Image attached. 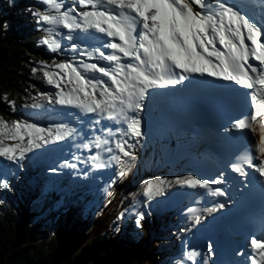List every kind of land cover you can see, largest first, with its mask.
Here are the masks:
<instances>
[{"label":"snow or ice","instance_id":"snow-or-ice-1","mask_svg":"<svg viewBox=\"0 0 264 264\" xmlns=\"http://www.w3.org/2000/svg\"><path fill=\"white\" fill-rule=\"evenodd\" d=\"M38 3L40 8L29 11L44 33L39 43L56 53L62 48L61 40H66L73 59L40 62L44 82L55 91L38 92L26 107L52 113L60 106L62 111L57 114L62 119L75 115L79 127L71 122L40 127L27 120L9 122L0 117V158L8 162L0 164V190H11L9 178H19L16 170L23 168L30 153L48 152L51 146L62 151L71 142L76 149H94V154L84 158L72 152L71 160L60 158L59 165L48 171L60 174L67 169L65 175L94 179L95 171L114 166V178L104 189L106 196L112 197V184L129 175L137 161L136 149L144 146L142 113L148 101L158 99L159 90L191 86L216 90L225 105L236 101L238 115L215 132L221 141H245L244 150L224 164V169L235 175L220 170L214 178L188 174L173 180H147L139 193L145 198L144 207L166 197L173 187L192 190L201 198H225L211 207L188 208L191 227L179 231L191 232L197 225L206 226L207 217L216 220V214L228 207L232 197L226 184L232 191L259 184L264 194V0H71V6L66 0ZM221 81L224 83H216ZM207 103L213 100L209 98ZM8 104L14 110L15 102ZM233 132L246 135L237 137L231 135ZM78 164L88 170L79 169ZM127 211L117 219H125ZM131 211L135 227L142 229L151 212L137 211L135 205ZM261 225V235L252 234L248 239L247 251L234 252L248 264H264V212ZM216 250L211 242L204 253L194 248L183 250L175 264H217L212 259Z\"/></svg>","mask_w":264,"mask_h":264},{"label":"trees","instance_id":"trees-1","mask_svg":"<svg viewBox=\"0 0 264 264\" xmlns=\"http://www.w3.org/2000/svg\"><path fill=\"white\" fill-rule=\"evenodd\" d=\"M41 5L36 0H0V114H17L25 109V96L38 90L36 82H42L40 62L51 56L46 47L39 43L44 33L36 24L29 10ZM38 69L35 73L33 69ZM7 97V100L4 97ZM8 101H14V110ZM135 165L124 181L132 179ZM37 172V170H36ZM61 186V185H60ZM62 192L71 193L65 207L68 209L57 222L51 214L49 226H42L44 219L35 222L31 216L39 213L42 205H51L55 193L33 191L30 184L18 190L10 189L0 197V264H146L153 262L152 233L162 237L164 224L168 221L156 215V209L144 207V200H124L120 209L126 212L123 220L117 217L111 222L114 240L110 239L109 227L95 232L101 219L107 217L114 206L105 204L98 208L94 195H78L62 186ZM17 193V194H15ZM57 198V197H56ZM29 202V205H28ZM131 202V205H129ZM151 212L143 222L150 229L141 239L135 227L131 209ZM118 214V216L120 215ZM21 215L26 218L21 221ZM109 236V238H108ZM137 237V239H136ZM158 246L162 244L158 243Z\"/></svg>","mask_w":264,"mask_h":264},{"label":"rangeland","instance_id":"rangeland-1","mask_svg":"<svg viewBox=\"0 0 264 264\" xmlns=\"http://www.w3.org/2000/svg\"><path fill=\"white\" fill-rule=\"evenodd\" d=\"M38 1V0H36ZM66 3L71 6V0H66ZM41 7V6H40ZM38 7V8H40ZM62 48L61 50L57 51L56 53H51V56L48 58H45L43 61L47 62L48 64H52L53 60L59 62L61 60H70L73 59L71 50H70V43L66 40H61ZM85 45L81 44V47H84ZM46 47V46H45ZM47 49V48H46ZM78 58V57H77ZM36 85L38 87L37 91L29 92L28 95L25 96L26 104L25 109L17 114H6V116L0 117L4 118L6 121H12V120H27L30 123H36L40 127H47L49 124L52 123H58V122H71V126L76 127L77 124L75 123L76 117L68 116L61 118L60 115L57 113L61 112L60 106H55L56 112L49 113L45 110H34L29 107H26V105H31L33 103V97H36V94L38 92H49L52 93L55 91L54 88H52L50 85H48L44 80L42 82H36ZM46 104V102H44ZM46 107H52L47 106ZM83 118V117H82ZM148 135V133H147ZM151 145H148L145 149L142 147H138L136 149V152L138 153V164L136 165V168L133 172L132 179L128 181H119L115 184H112L110 191L113 192L112 197H107L105 194L104 189L107 187V185L110 183V181L114 178V166L108 168L107 170H99L92 173L94 176V179H83L81 176L76 175H65V173H68L69 170L64 169L60 174H52L48 171L49 167L52 166H58L61 162L60 158H67L71 160V152L73 151L71 142H69L68 147H64L61 151V148L58 146H51L48 152H45L43 150H38L36 155L29 154L30 159L26 160L24 162L23 168L16 170V175L19 178L10 177V186L11 184L13 187H17L20 191L21 188H23L26 184H30L32 190L34 191L35 188L41 189V191H46V193H55V195L52 198H48L46 202L51 201V205H42V207H39V213L36 215H32L31 218L35 222L37 219L42 217L44 219V222L40 224V227L42 226H49L51 220V214H54L56 218H54V222H57V219H59L64 213L68 211V209L65 207V203L67 202V198L71 193H65L62 192V186L66 187L67 190H75L76 194H85V195H94L97 197L98 202V208L105 204L107 200V204L110 205L113 203L114 200H117L115 202L116 206L113 207L111 213L105 217L104 219H101L97 226L95 227V232L98 230L104 229L105 227H109V236L111 240H114L115 234H113V230L110 227L111 222L118 217V214L120 213V209L125 204L124 200H127V197H130V200H135L136 197L139 200H144L145 198L140 195V190L145 184V181L147 180H155L157 177L161 178H167L168 180H173L177 176H185L188 174H194L198 177L200 176V161L202 158H204L207 153L204 149L202 151L195 150L192 151V155L186 159V161L183 163V170L182 171H176L174 173L170 172L173 170L171 168L168 169H160L156 162L159 163V161L162 159V155L166 153L168 150L167 147L165 150L160 148V145L155 141V139L151 136ZM76 154L86 158L88 155L94 154V149L92 150H82L76 149ZM82 150V151H81ZM156 161V162H155ZM8 162L3 161L2 158H0V164H7ZM155 164V165H153ZM15 168V166H12ZM79 169L88 170L85 165L78 164ZM164 168V167H161ZM37 170V172H36ZM131 175V173H129ZM128 175V176H129ZM204 177V175L200 176ZM61 185V186H60ZM8 190H0V197L4 195V192ZM188 193L189 195H192V190L188 189H182L179 187H173L168 190V195L166 197H158L154 201L151 202V208L161 207L163 210V213L167 216L170 215L179 205L181 204L182 200L176 199L175 195H183ZM17 194V193H15ZM57 197V198H56ZM57 201H60V204H57ZM110 201V202H109ZM131 205V202L130 204ZM164 207V208H163ZM200 209V208H199ZM186 214V216H185ZM184 214V218H181L180 215H173V223L172 227H167L162 231V237L158 238V236L154 233H152V236H149L147 239L148 241H153V246L156 248L153 250L152 255L154 256L153 262H150L149 264H175V259L179 257L184 250L185 246V237L184 235L187 232H180V228H188L191 227L190 221L187 219V211ZM165 216V218H168ZM26 218V215H21V221ZM140 233L138 234V239H141L145 234H148L150 229L148 227H143L142 229H139ZM184 234V235H183ZM108 236V238H109ZM136 237V239H137ZM159 244H162V246H158ZM187 250L188 247L186 248ZM197 251H200V249H196ZM207 252V246L203 248L202 253ZM217 255V250L212 254V259L215 261ZM241 260L245 261L244 257L241 256ZM146 261H142V264H146ZM233 262V260L231 261ZM240 263H244L240 261ZM190 264V262H188Z\"/></svg>","mask_w":264,"mask_h":264},{"label":"bare ground","instance_id":"bare-ground-1","mask_svg":"<svg viewBox=\"0 0 264 264\" xmlns=\"http://www.w3.org/2000/svg\"><path fill=\"white\" fill-rule=\"evenodd\" d=\"M171 96H173V94H171ZM160 98L161 97H159L158 99H155L153 101V104L155 106L154 110L156 112H158V113L163 112L165 114V116L168 118V113L166 112L168 110L166 109V107L164 106V104H163V102H162V100ZM159 100H160V102H158ZM158 104H159V106H158ZM142 115L145 117L144 131L146 133V135L144 137V142H143L144 146L142 148L145 149L148 145H151L150 139H151V136H152L155 139V141L160 145L161 149L165 150L166 147L168 149L166 151V153L162 155L163 157L159 161V163L155 161L157 163V165L159 166V168L161 170L162 169L165 170V169H168V168L173 169L170 172V174L174 173L175 170L176 171H178V170L182 171L183 170V163L190 156V154L192 155V153H191V149H190L189 150L190 153L189 154L185 153L184 154V158H179V157L177 158V153H175L174 150L175 149L177 150L179 148L180 144L176 145V141L179 140L180 138L188 141L187 137L191 134V131H189V130H181V132H179V131H174L173 132V131H166V130L165 131L164 130L163 131L162 130H158L157 128H155L153 126L152 122L150 121V115L149 114H145L143 112ZM160 115H161V117H163V119H165L164 116H162V114H160ZM170 116H173V115L170 114ZM190 119H193V118H190ZM193 121L196 122L197 120H193ZM147 133H148V135H147ZM178 134H181V136H179ZM89 138H90V136H89ZM237 141H235V142H237ZM76 142L80 143L81 141L77 140ZM66 147H68V146H66ZM72 149H73L72 152H75V153L77 152L74 147H72ZM78 152H80V149H79ZM208 163H209V161H207L206 164H208ZM153 165H155V164H153ZM161 167H164V168H161ZM202 175H204L205 178H207V175H206L205 172H203V170L200 171V176H202ZM257 185H255V186H257ZM70 192H71V190H70ZM78 195H81V193L79 192ZM182 196L183 195H180V194L179 195H175L176 199H178L179 201L182 200L181 203H183V202L187 203L188 201H186V200H188L189 198L185 199ZM184 199H185V201H183ZM194 199L195 198H193L192 201H194ZM197 201H198V199L195 200L196 208H199L200 205L198 204ZM162 212H163V210H162ZM182 214H184V210H181L179 214H176V216L180 215L182 217ZM171 220L173 222L172 218H171ZM245 235L246 234H243V236L240 235V234L239 235L234 234L233 237H230V238H228L226 240H224L222 237H214V238H212V243L217 248V256H216V259H215V261H217V264H230L231 258L234 261H237V262H240V261L244 262L242 264H248L247 261L241 260L240 256L234 255V252L236 251V248L238 249V251H241V250L247 251V241L250 238V236L247 235V237H246ZM236 236H237V238H236ZM184 237H185L184 250H187L186 249L187 247H188L189 250H193V248L196 250V248H197V249H200L199 252L202 253V246L205 244V241H204L205 239L203 238V236H201V238H200V237H196V236H193V235H191V236L184 235ZM236 239L239 240L238 241V245L237 246H231L230 247L231 249L229 247H227V249L225 248L224 249L225 250L224 251V255H223V251L221 249V245L226 244V243H233V241L236 240Z\"/></svg>","mask_w":264,"mask_h":264},{"label":"water","instance_id":"water-1","mask_svg":"<svg viewBox=\"0 0 264 264\" xmlns=\"http://www.w3.org/2000/svg\"><path fill=\"white\" fill-rule=\"evenodd\" d=\"M28 205H29V202H28Z\"/></svg>","mask_w":264,"mask_h":264}]
</instances>
